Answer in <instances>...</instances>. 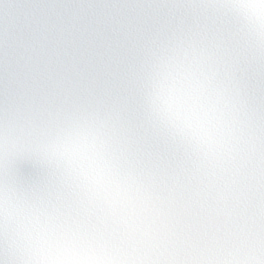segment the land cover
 I'll return each instance as SVG.
<instances>
[{
	"label": "snow or ice",
	"instance_id": "snow-or-ice-1",
	"mask_svg": "<svg viewBox=\"0 0 264 264\" xmlns=\"http://www.w3.org/2000/svg\"><path fill=\"white\" fill-rule=\"evenodd\" d=\"M0 264H264V0H0Z\"/></svg>",
	"mask_w": 264,
	"mask_h": 264
}]
</instances>
